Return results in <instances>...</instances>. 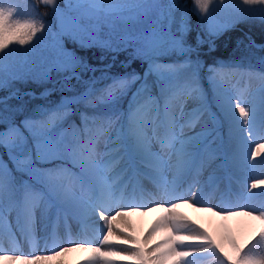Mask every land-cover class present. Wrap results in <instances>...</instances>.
Here are the masks:
<instances>
[{
    "label": "snow or ice",
    "instance_id": "obj_1",
    "mask_svg": "<svg viewBox=\"0 0 264 264\" xmlns=\"http://www.w3.org/2000/svg\"><path fill=\"white\" fill-rule=\"evenodd\" d=\"M41 3L55 14V31L43 19L21 20L16 16L15 7L0 6V90L7 91V95L0 97V125H3L0 149L8 157L5 161L0 156V234L6 233L18 248V236L31 242L35 238L37 222L46 229L50 210L55 209L57 219L62 218L65 224L69 218L98 216L104 221L99 243L107 246V250L91 246L88 240H74L71 235L68 240L70 246L58 245L49 249V239L53 244L56 239L45 231L41 237L44 253L13 251L5 254L9 250L0 247V264H60L61 257L74 251L88 254L85 256L87 264H116L117 260L132 264H193L185 258L197 256L211 258L217 264H264V191H253L264 189V76L260 77L259 104H253L242 92L219 82L210 69L213 72L209 77L212 87L210 101L199 86L195 73L183 82L176 79L180 71L197 65L198 60L192 59L196 49L184 41L187 25L183 19L175 32L172 31L171 11L166 17L167 25L156 19L147 27L136 28L131 25L147 18L144 7L147 0H63V7L58 0H41ZM211 3L212 0H193V11L203 20L205 16L201 14L209 13ZM242 3L264 6V0H242ZM239 12L246 15L238 16L237 22L256 14L264 21V7L240 9ZM38 33L51 38L44 51L38 54V60L28 59V53L35 52L33 45L25 49V59L18 69L6 62L12 45L24 48L32 45L34 39L38 43L43 38V35L37 38ZM219 34L209 30L211 36ZM66 42L84 50L98 48L101 59L111 54L112 63L97 69L70 49ZM121 52L128 53L126 60L121 62L123 67H130L135 60L146 63L143 74L133 69L123 75L110 76L107 70ZM173 54L185 59L172 64L159 61V57ZM97 71H101L100 77L95 76ZM89 72L93 75L84 79V74ZM149 77H155V80L150 83ZM73 80L84 86L83 92L63 96L61 102L51 108L39 106V119L25 116L16 122L15 116L23 113L26 104L37 97L32 92H21L13 87L15 82H51L53 87L40 94V98H46L57 90V85L61 91H73ZM101 80H110L111 83L97 88ZM153 84L164 97L167 135L163 139L156 132V117L145 121L153 127L151 136L136 120L137 113L156 103L151 94ZM130 91L125 126L119 123L123 115L120 102ZM172 99L181 103L179 118L169 111ZM186 99H193L197 105L190 113L182 107ZM12 100L18 103L11 105L9 102ZM213 105L216 112L211 111ZM80 106L93 111L91 114L86 111L79 113V126L72 122L69 128H63V123ZM206 115L213 125L211 128L204 121ZM198 124L201 125L199 132L185 135L186 128L195 129ZM154 139L161 148H171L178 156L181 166L177 168V177L182 171L195 169L201 144L219 140L221 145L227 144L231 148L233 167L250 171L252 181L235 203L223 208L204 202V193L195 178L187 189L177 178L158 183V195L162 201L157 202L152 193L138 186L137 180L144 174L140 165L159 173L166 163L152 151ZM121 162L124 167L116 180L109 182L107 174ZM129 172L131 175L127 181L117 187V181ZM16 173L27 179L17 183ZM32 181L42 184L43 188H35ZM130 185L132 202H127L125 190ZM137 190L141 200L149 199L150 202L136 203ZM182 206L211 213L222 220L245 217L255 221L258 228L243 244L230 234L222 240L217 239L185 216L180 211ZM157 209L161 215L150 230L143 237L136 235L134 226L126 217L144 215ZM118 220L120 224H117Z\"/></svg>",
    "mask_w": 264,
    "mask_h": 264
},
{
    "label": "rangeland",
    "instance_id": "obj_2",
    "mask_svg": "<svg viewBox=\"0 0 264 264\" xmlns=\"http://www.w3.org/2000/svg\"><path fill=\"white\" fill-rule=\"evenodd\" d=\"M58 3L63 7V0H58ZM173 5L175 7H173ZM0 6L3 7H15L17 9L16 16L17 18H20L21 20H32V19H43L46 25H51L52 30L55 31L57 29V21L55 14L52 12L51 8L45 6L41 3V0H0ZM144 7L147 9V18H142L141 23L131 25L132 27L141 28V27H147L153 20L160 19L164 21L165 25H167V14L171 11L173 22L171 24V29L173 32L180 26L182 19L183 23L187 25V31L184 34V41L186 43L187 37H193L195 38V43L199 46H202L206 50L208 49L209 52L202 53L200 50L196 51V53H193L192 59L194 61L198 60L197 65H193L191 68H184L182 71H180L176 79L180 82H183L189 78L192 77L193 73H195V77L197 79V82L201 89L204 91L205 95L209 98L211 101L212 97V87L209 81L210 75L215 72L216 79L225 84L229 89H235L240 92H242L245 96V98L253 103V104H259L260 101V88L262 86V81L260 79L261 76H264V40H261V42H257L256 37H262L264 38V21H261L258 18V14L255 16L249 15L248 18L240 20L237 22V17L240 15H246L244 13L239 12L240 9H248V8H259L264 7L260 5H244L242 3V0H212V3L209 5V13L208 14H201L205 16V19H201L198 17V15L193 11V0H147V3L144 5ZM192 9V12L196 15V20L198 22V28L197 31L191 32V27L189 24V15L187 13V8ZM227 28V30H223ZM209 30L220 32L221 34L211 36L209 35ZM230 33L229 36H233V42L232 45L229 47V52L225 53L224 55H221L222 50L217 45V39L220 38L224 33ZM193 33V34H192ZM43 35L42 39H39V42L37 43V40L34 39L32 45H26L24 48H20L18 45H12L11 48L8 50L11 52V54L7 58V63L14 66L15 68L20 67V62L25 59V56L23 55L25 49L32 48L33 45L35 46V52H29L28 53V59L38 60V54L42 53L45 49V46L50 41V36L44 35L41 33L37 34V38H40ZM204 35V37H203ZM205 38V39H204ZM193 41V40H192ZM251 42H254L255 45L261 46L256 47L253 46ZM67 46L74 50L77 55H79L80 48L76 46L75 44H72L71 42H66ZM12 49H16V51H12ZM131 51V50H129ZM126 54V58L128 53ZM81 56V55H79ZM225 56V57H223ZM83 57V56H82ZM91 57V56H90ZM88 58V63L91 64L93 67L97 69H103V63H93L96 58L92 57ZM85 58V57H84ZM86 59V58H85ZM185 57L178 56V55H166L159 57V61L162 64H172L173 62H179L184 60ZM115 65V64H114ZM113 67L107 70L108 74L111 75H123L126 71H131L135 69V71L140 72L143 74L145 69L147 68L146 63H142L139 60H135L132 62L130 67H122L119 70H116ZM223 66V67H221ZM115 69V70H112ZM210 69L213 70V72H210ZM112 70V71H111ZM111 71V72H110ZM248 73H253V75H248ZM55 75V74H54ZM93 73H86L84 74V79L89 78L92 76ZM95 76L100 77L101 71H97L95 73ZM155 80V77H149V82L152 83V81ZM34 81H17L13 84V87L19 88L21 92H25V88H27L29 85L34 86L35 88H38L40 84H44L40 87V94L46 89V88H52L53 85L51 82L47 83H40L34 82ZM74 82V90L73 91H64L63 93L57 94L55 97L56 101H38L39 103L35 104V107L30 109L29 112H23L21 117L17 118V123L20 122L25 116H32L33 118L39 119L41 116V113L39 111V106H44L47 108L54 107L58 105L61 102V98L63 96H72L75 94H78L80 92L84 91V86L81 84H75ZM111 83L110 80H101L96 87L102 88L106 84ZM78 87H75L77 86ZM38 90V89H37ZM135 90V86H133L132 91ZM34 92V90H29L28 92ZM7 91L0 90V97L5 96ZM151 94L156 98V103L141 112L137 113L136 120L139 124L142 126H145V130L147 131L148 135H152L153 127L151 123L145 124V121H150L152 117H156V132L159 135L161 139L165 138L166 135H163L164 131L167 129L166 126V118H165V112H164V97L161 95L158 87L153 84ZM131 99V91L128 93L127 96L123 97L120 102V110L123 113L121 116V120L119 123L127 125V113L129 108V100ZM140 102L142 103V98H140ZM196 102L193 99H186L184 100L182 107L186 113H190L193 108H195ZM74 108L76 106H73ZM180 108L181 103L176 100L172 99L169 101V111L172 115L179 118L180 115ZM81 111H86L89 114L92 113V109H85L83 106H80L76 112L75 117L72 120H66L63 123V128H69L72 124V122H75L77 126L81 124L80 115L79 113ZM212 112H216L217 109L213 105L211 107ZM147 113V115H145ZM204 121L207 122V126L211 128L213 125L211 121L208 119L207 115L204 117ZM2 126H0L1 128ZM198 128L201 129V125H197ZM2 130V129H0ZM186 131H190L193 129H185ZM211 140V137H209V141ZM221 145V142L219 140L215 141L214 143H208L207 141L200 145L198 154L196 157V165L195 169L192 172H186L187 176H190V180H186V178L182 179L181 182L183 183V188L187 189L188 184L193 181V178L195 180L199 181L203 176H209V180L207 181L203 193L204 195L209 198L205 201L207 205L210 206H216L219 208H223L226 206L231 205L232 203H235L238 196L241 193L246 192V187L248 184L252 181V175L250 171H240L233 167L232 161H231V148L230 150V157L228 160L225 159V154L221 153L219 151V146ZM225 149L227 148V144H225ZM177 144H175V147ZM254 146V145H253ZM102 149V145L99 146ZM152 149L158 153L166 162L164 167L160 169L158 175L156 172H152L151 170H148V173L150 176L154 178L153 182L147 180L146 178H150L148 175L139 176L137 178L139 187H142L146 192L149 188L148 192H152L153 196L155 197V200L157 202L161 201V196L158 195L160 192V189L157 187L158 183H163L164 181H168V171L169 168L172 166V157L176 155V153L171 148H161L160 143H158L155 139L152 142ZM228 151V149L226 150ZM171 154V160H169V155ZM0 156L3 157L5 161L8 160V157L6 154H4V150L0 149ZM260 159V158H258ZM121 168L118 166L115 167L117 169L115 171L119 172L124 167V164L122 162ZM37 167H51V165H37ZM71 167V165H69ZM140 169H142V165H140ZM143 170V169H142ZM73 171H79L78 169H73ZM109 172L108 174L113 173ZM147 171V170H145ZM114 173V175H115ZM16 180L17 183L21 179H27L26 176H22L20 173H16ZM118 176V175H117ZM113 177V181L116 180V177ZM127 177V175H126ZM128 178H126L125 181H127ZM64 182V181H60ZM119 181H117L118 183ZM33 186L37 189H42L43 186L40 183H37L36 181L31 182ZM255 192H261L264 191V189H255L253 190ZM138 192V190H137ZM210 192L212 194L210 195ZM132 192V187L130 186L127 192V202H132V195L130 194ZM210 195V196H209ZM138 195L136 194V203L138 200ZM144 203H149L150 200L144 199ZM143 203V202H142ZM114 214V212L112 213ZM14 215V214H13ZM136 214L131 215L130 222L131 224H134L139 221V218L136 217ZM203 216V217H202ZM202 217V220H201ZM206 217H209L208 212L201 211L198 214V225H201L202 228L204 226H207L206 223ZM145 219L144 226L151 227L154 222L146 221ZM237 220H242V223H236V217H231L227 220H223V231L220 239L222 240L223 237L226 234H230L236 238V240L243 244L245 243L248 238L251 236V234L257 230L258 224L255 221L248 220L245 217H237ZM78 219H71L69 218L68 223L65 224L63 219H57L55 209L50 210L49 220L47 222V228L37 222L35 226V238L29 242L28 240L24 239L23 237L18 236V244L19 247L16 248L14 246L13 241L8 237L6 233L0 234V247L7 249L5 254H12L13 251H16L17 253H30V252H37V253H44L45 247L44 243L41 240V237L45 234V231H47V234L49 237H55L56 243L53 244L52 241H50V244L48 243L47 247L49 249L55 248L58 245L63 246H70L68 243L69 235H71V238L81 239V240H88L91 241V246H99V238H100V230L96 231L92 228L85 229V226L83 225ZM91 224V223H90ZM97 228V227H95ZM135 228V227H134ZM205 227L204 229H206ZM209 229V228H208ZM208 231L211 235L216 237L214 235V232L212 229H209ZM136 231V235L137 230ZM139 236V235H138ZM141 237V235H140ZM143 237V236H142ZM217 238V237H216ZM187 243V242H186ZM225 248L227 251H231L225 244ZM258 251V250H257ZM259 252V251H258ZM50 254V253H45ZM85 254L79 251H74L69 253V257L67 259L75 260L73 264H87V261L85 260ZM116 259V258H111ZM186 261H192L193 264H217L216 261H214L211 258H203L201 256H197L195 258L188 257L185 258ZM65 264V263H64ZM116 264H132L130 261H118Z\"/></svg>",
    "mask_w": 264,
    "mask_h": 264
},
{
    "label": "bare ground",
    "instance_id": "obj_3",
    "mask_svg": "<svg viewBox=\"0 0 264 264\" xmlns=\"http://www.w3.org/2000/svg\"><path fill=\"white\" fill-rule=\"evenodd\" d=\"M201 129L200 128H198V127H196L195 129H193V130H190V131H186L185 130V135H192L194 132H199ZM167 134V129L164 131V133H163V135H166ZM177 144V146H176V148H178L179 147V144L178 143H176ZM252 147H254V146H252ZM152 151L153 152H155L153 149H152ZM156 153V152H155ZM120 164H122V162L120 163ZM120 164H118V165H116V166H118L119 168H121V166L122 165H120ZM178 166H181L180 165V160H179V158H178V156L177 155H175L174 157H172V166L169 168V171H168V181H171V180H173L174 178H177L179 181H181L182 179H184V178H186V180H190V176H187L186 175V172H181V175L179 176V177H177V168H178ZM143 169V170H142ZM142 169H140V171H141V173H144L143 175H149L150 176V174L148 173V170H151L152 171V169L150 168V167H147V166H145V165H142ZM117 169H115V171H116ZM145 170H147V171H145ZM115 171L113 172V173H111V174H107V179L109 180V182H112L113 181V177L114 176H117V175H119V172H116L115 173ZM153 172V171H152ZM114 173H115V175H114ZM129 175H131V172H129L128 174H127V177H126V175L123 177V179H121V180H119V182L117 183V187H120V186H122L123 185V183L125 182V180H126V178H128V176ZM143 175H141V176H143ZM157 175H158V173H157ZM147 180H149V181H151V182H153V180H154V178H153V176L151 177L150 176V178L148 177V178H146ZM153 179V180H152ZM209 180V176L207 177V176H203V178H201L199 181H198V187H200L201 189H202V191L204 190V187H205V185H206V183H207V181ZM139 183V182H138ZM131 186V185H130ZM129 186V187H130ZM138 186H140L139 184H138ZM129 189V188H128ZM128 189H126L125 190V199H127V197H126V195H127V192H128ZM149 190H151V188H149L148 190H147V192L149 191ZM149 193H152V192H149ZM130 194H133V193H130ZM137 195H138V200H137V202H140V203H144L145 202V200L143 199V200H141L140 199V197H139V192H137L136 193ZM212 194V192H210V195ZM209 195V196H210ZM209 198H207L205 195H204V202L206 201V200H208ZM148 200V199H147ZM161 201H162V197H161ZM216 207H217V205H216ZM180 211L185 215V216H187L190 220H194L197 224H198V214L201 212V211H198L196 208H191V207H187V206H182L181 207V209H180ZM161 215V212L159 211V209H157L156 211H153V212H147L146 214H144V215H137L136 217H138L139 218V221L138 222H136V223H134V224H132V226H134L135 227V229L137 230V235H141V237L142 236H144L146 233H147V231H149L150 230V227H147V226H144V223H145V219L147 218V220L146 221H148V219H150L149 221H151L152 219V221L151 222H155L156 221V219L159 217ZM130 217L131 216H129V217H126V219L127 220H130ZM203 217V216H202ZM202 217H201V220H202ZM238 218H240V217H238ZM72 219V218H71ZM77 221H78V219H76ZM206 223H207V226H204V228L205 227H207L206 229H207V231H210L209 229H212V231L214 232V235L217 237V239H220V237H221V235H222V231H223V220L220 218V217H218V216H213L211 213H209V217H206ZM80 221L82 222V223H84L83 225L85 226V229H90V228H92L93 230H96V229H98V230H96V231H99L100 229H102L103 228V226H104V221H102V220H100L99 219V217L98 216H93V217H91L90 219H80ZM91 223V224H90ZM121 222L118 220L117 221V224H120ZM236 223H242V220H237V217H236ZM116 225H114V227H115ZM201 226V225H200ZM95 227H97V228H95ZM209 228V229H208ZM136 232V231H135ZM50 241H51V239H49V244H50ZM100 247H102V250H107V246H102V245H100ZM71 254H72V252H71ZM85 255H88V254H86V253H84ZM67 257H69V253L68 254H66L65 256H63V257H61L60 258V264H73L74 262H76L75 260H69V259H67ZM54 264H55V262H54Z\"/></svg>",
    "mask_w": 264,
    "mask_h": 264
},
{
    "label": "trees",
    "instance_id": "obj_4",
    "mask_svg": "<svg viewBox=\"0 0 264 264\" xmlns=\"http://www.w3.org/2000/svg\"><path fill=\"white\" fill-rule=\"evenodd\" d=\"M2 1H4V0H2ZM8 1V0H7ZM187 13H188V15H189V24H190V27H191V32L193 31V28H194V31H197V28H198V22H197V20H196V15L192 12V9H191V7L190 8H187ZM193 34V33H192ZM230 35V33L228 32V33H224L220 38H218L217 40V45H218V47L220 48V50H222V53H221V55H224L225 53H227V52H229V47L232 45V42H233V36H229ZM203 37H204V35H203ZM205 39V38H204ZM256 39H257V42L259 41V42H261V40H264V38H262V37H256ZM193 40V41H192ZM186 44H188V45H191L193 48H195L196 49V51H198V50H200L202 53H206V52H209V50L207 49H205V48H203L202 46H199V49H198V44H196L195 43V38H191V37H187L186 38ZM231 48V47H230ZM79 55H81V56H83V57H85L86 58V60H88V58L90 57L91 58V60H92V57L94 58H96V60H94V62L93 63H103V65H106V64H108L109 62H111L112 61V58H111V54H109L105 59H101V51H100V49H98V48H92V49H87V50H84V49H80L79 50ZM126 52H121L119 55H117L116 56V61H115V63H113V65H114V68L116 69V70H119L120 68H122L123 66L121 65V62L122 61H125L126 60V54H125ZM223 57H225V56H223ZM93 61V60H92ZM113 67V66H112ZM115 69H112V70H115ZM111 70V71H112ZM110 71V72H111ZM74 82H76L75 80H73V81H71V83L72 84H74ZM34 83V82H33ZM41 82H38V84H40ZM76 84V83H75ZM42 85H44V84H40L39 86H38V88H35L34 86H32V85H29L27 88H25L26 90H25V92H28L29 90H34V93H35V95H36V97H37V99H34V100H31L30 102H28L27 104H26V106H25V110H24V112H29L30 111V109H31V107L32 108H34L35 107V104H37V103H39L40 101H42V103L41 104H43V101H46V102H49L50 100L52 101H56L57 99L55 98L56 96H57V94H59V93H63L64 91H61L60 90V88H59V85H57L56 87H57V90L56 91H54V92H52V94L51 95H49V96H47L46 98H40L39 96H40V87L42 86ZM74 86V85H73ZM43 87L44 86H42V88L41 89H43ZM75 87H78V85L77 86H75ZM38 89V90H37ZM5 95H7V93L5 94ZM25 100H28V98L27 97H25ZM39 101V102H38ZM11 105H16L17 103H18V101H16V100H12V101H10L9 102ZM22 114H24V113H21V114H17L16 116H15V120L17 119V118H19V117H21L22 116ZM74 117H71L69 120H72ZM17 122V121H16ZM0 126H2L0 129H3V125H0ZM228 154H230V152L228 153ZM259 251V250H258Z\"/></svg>",
    "mask_w": 264,
    "mask_h": 264
}]
</instances>
